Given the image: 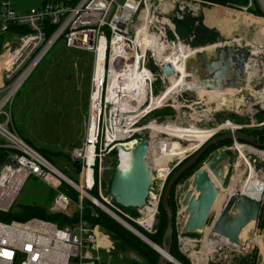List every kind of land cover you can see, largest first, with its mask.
I'll use <instances>...</instances> for the list:
<instances>
[{"label":"built area","instance_id":"2783aa9c","mask_svg":"<svg viewBox=\"0 0 264 264\" xmlns=\"http://www.w3.org/2000/svg\"><path fill=\"white\" fill-rule=\"evenodd\" d=\"M205 2L79 0L74 3L73 0H42L39 6L20 13L11 0H0V36H3L0 49V211H11L31 176L58 191L51 206L53 212L72 217L70 205L75 203L78 209L77 221L65 226L40 217L24 221L0 219V264H100V251L113 248L108 236L100 230L101 225H91L84 217L87 207L83 200L90 201L91 210L97 207L108 212L106 207L114 212L112 194L105 196L102 190L101 167L100 178L97 179L99 163L114 151H117L118 160L121 159L118 146L129 150L140 140H145L139 132L147 129L148 125L139 127L138 124L150 112L158 109L151 107L155 96L154 86L158 81L170 83V77L166 76L160 62L165 60L170 63L166 60L167 56L181 44L190 47L170 25V20L173 17L184 19L187 14L198 15ZM207 4L212 5L211 2ZM15 28H22L24 32H12ZM60 39L64 40L67 48L93 55L85 135L82 142L69 152L68 166L72 168L71 172L69 168L55 165L29 144L16 127L12 115L15 95ZM250 46L249 78L264 75L263 65L257 61V57L264 54V42ZM172 66L175 69L174 64ZM175 71L178 76V71ZM257 95H260L259 92ZM260 97L253 99L262 105ZM244 127L248 125H236L232 130ZM146 141L150 155L151 142L149 139ZM231 147L233 151L238 150L239 155L232 167L229 192L221 198L212 223L199 231L204 237H196L191 231H185L188 214L183 196L178 198L174 222L176 229L180 225L179 248L193 263L195 255L204 253V243L208 237L223 242L209 252L206 264L214 260L216 253H219V258H227L238 253L258 252L264 260V227H260L264 225V207L259 224L254 225L249 238L241 239V245L236 248H231L229 241L213 230L229 197L236 192L242 193L245 184L250 188L252 184L248 179L257 180L254 174L264 175V167L255 170L252 164L257 160L254 156L264 161V150L238 140ZM170 167L165 173L166 177L172 170ZM150 168L154 179L156 169L152 165ZM252 169L255 171L252 172ZM66 172H77L78 181L72 180ZM71 190L80 201L73 198ZM219 194L221 196V192ZM90 214L98 216V212ZM139 224L152 230L154 220L147 217ZM223 249L227 250L220 252Z\"/></svg>","mask_w":264,"mask_h":264},{"label":"rangeland","instance_id":"374dc122","mask_svg":"<svg viewBox=\"0 0 264 264\" xmlns=\"http://www.w3.org/2000/svg\"><path fill=\"white\" fill-rule=\"evenodd\" d=\"M11 1L20 13H26L32 7L39 6L42 3V0ZM207 2L203 3L202 11L196 16L187 14L184 19L173 17L170 20V25L173 28L175 27L181 39L190 44L189 48L198 49L199 47H208L206 53L211 56V52L214 47L213 45L220 43V41H238L237 43H246L249 41L252 42L254 39L257 40L258 38L260 40L258 41L259 43L264 42V16L255 11L253 0H247L244 4H237L233 7H228L239 12L247 13L249 16L247 15L246 19L247 17H249V19L247 22L240 24L236 20L235 23L232 22L237 24L236 26L240 27L238 32L233 34L237 36L232 37L231 34L228 36H231L232 38H227L225 36L226 38L223 40H220L222 38L220 37L221 35L219 32H216L214 29H210V23H214L216 18L224 19L225 14L212 11L213 14L209 15V23L207 21L206 12L209 9L211 10L213 8L212 6H215L214 8H218V10L220 9L216 6L217 4L213 5V3H211L212 5H209ZM189 20H192V22H189ZM207 30H209V32ZM170 35L172 36L173 33H170ZM8 36L10 37L11 35ZM202 39L203 41L199 43L196 42L197 40ZM256 43H254V45ZM183 48H186L185 45ZM83 56H86L85 58L90 57L88 54ZM80 57L81 53L78 50L68 49L64 45V40L60 39L52 51L44 57L35 72H33L31 77L27 79L14 97L12 106L14 122L18 130L22 133V136L33 140L36 146H45L54 150H60L62 154L64 152L66 155L69 154L73 146L82 142L84 138L85 122L89 106L91 72L86 65L81 66L80 63L83 60H81ZM180 76L181 75L178 74V77ZM169 85L170 83L163 84L158 81L156 86H154L155 96H159L165 92ZM263 89L264 85L261 87L257 86L252 89L254 93V97L252 93L250 94L252 101H255L253 98L260 96L257 94L258 92H262ZM230 92H226L222 95L220 93L212 94V92L210 93L208 91L182 92L178 96L169 99L167 103L157 107L158 109L150 112L138 124L139 127L147 125L149 127L155 122L154 124L157 128H163L164 132L169 130L172 135L159 132L156 133L155 130L152 131L148 127L147 129H143L139 132V135L143 136L145 140L149 139L151 145H157L161 151L156 152L152 150L150 153L151 157L148 158V163L156 169L154 184L150 188V197L148 198L145 207L123 208L114 203L115 208L112 209L114 210L113 213H116V215L121 217L131 226L133 225L129 221L141 226L139 223L142 222L143 219L147 217L153 218L154 227L152 230H147L141 226L143 231L145 230L143 232L133 226L148 239L150 238L147 234H156L162 224L163 215L161 213L160 206L167 183L165 173L168 171V166H171V171H173V166H176V160L179 158V154L188 148L190 149V146L194 144L193 141L189 140L190 138H196V133L200 130H204L205 132H208V134L212 131L211 136H213L216 132H227L232 130L233 126L241 124H247L248 127L244 128L250 130L262 128L264 126V111L262 113H256L250 105H247L246 103L244 104L239 96H235L234 92ZM219 94L220 96L217 97ZM164 109H168L166 114H156L157 111ZM231 110H235L236 113ZM228 120L230 122H228ZM173 133L175 135H173ZM193 151H191V153ZM233 155L235 162L236 158L238 159L239 151H234ZM247 156L249 158L248 154ZM254 158H257V160L252 163L254 169H262L264 167V161L260 160L259 157L256 156H254ZM117 164V151H114L111 156L104 158L101 163H99L97 168V179L100 178V167L103 168L102 190L105 196L111 193V180ZM229 168H232L231 165L228 166L227 172ZM196 169L198 168L196 167L195 170ZM66 173H68L72 180L78 181L77 172ZM231 173L230 169L229 175L227 173L228 178L226 184L219 187L221 197L210 213L208 219L209 223H207L208 225L215 219L221 198L229 192L228 182L231 179ZM187 178L191 180L192 177L190 178V176H188ZM185 179L186 178H183L180 182L178 181L176 194L179 195V188L180 186L183 188ZM262 188H264V182ZM57 193L58 191L55 188H52L45 182L31 176L24 184L15 205L11 209V212L15 214L22 213V215H28L45 210L48 213L57 214V212H53L51 210V206ZM71 195L76 200L78 199L73 190H71ZM78 201H80V198ZM83 203L85 207H87V211H89V213L98 212L99 215L103 212L109 215L112 219L116 220L103 209H96L97 207H94V209L91 210L90 201L88 199H84ZM69 212L71 216H75L78 213L75 203L70 205ZM116 222L126 228L119 221L116 220ZM178 226L179 227L175 230L179 244L178 228H180V225ZM260 227L263 229L264 225H260ZM252 230L253 229L250 230L247 238H249ZM104 233L108 236L114 246L115 242L111 234L107 230H105ZM193 234V236L196 237H204L203 233L199 231H194ZM211 240L212 238L209 237L205 240L204 251L207 250L206 248L210 245ZM150 241L152 240L150 239ZM226 250L227 249H223L220 252H225ZM104 251L105 250L100 251V260L102 259L101 256ZM206 255L207 253H204L203 261ZM200 261L201 260L198 262V260L194 259L195 264H200ZM194 263L192 262V264ZM210 264H264V260L261 259L258 252H252L251 254L238 253L231 257L228 256L227 258H219V253H216L214 260H211Z\"/></svg>","mask_w":264,"mask_h":264},{"label":"water","instance_id":"95a60500","mask_svg":"<svg viewBox=\"0 0 264 264\" xmlns=\"http://www.w3.org/2000/svg\"><path fill=\"white\" fill-rule=\"evenodd\" d=\"M254 1L264 16V0ZM220 43L216 46L213 45L211 56L206 53L208 49H205L197 50L192 56L187 58V75L179 84L174 95L176 96L186 91H216L222 93L232 91L236 95L243 97L245 103L250 105L256 113L263 112L264 107L259 102L252 101L250 97L251 93L254 96L253 88L264 85V75H256L249 78L248 64L252 57V47L247 43L242 45H229L225 44V41H220ZM257 61L263 65L264 69V54H260L257 57ZM160 66L168 78L176 75L172 64L165 60L160 62ZM231 111L236 113L235 110ZM219 133L217 132L203 142L197 148H200L197 153L176 170L168 180L162 197V205L167 214L168 224L163 244L159 246L161 250L155 246L157 244L152 243L146 236L139 234L119 221L160 253L158 264H169L170 262L183 264L171 254L175 222L170 199L172 190L181 176L196 165L198 159L209 147L219 146L222 142L240 140L264 146V143L260 144L258 137L250 135L241 129ZM117 150L119 153L126 152L129 155V167L126 170H122L120 168L122 161L119 158L111 180L110 192L113 199L117 205L124 208L143 207L147 203V199L150 196V188L154 184V173L147 161L148 141L140 140L129 150H125L123 146H118ZM229 161L230 156L226 151L216 152L205 161L204 166L193 173L191 180L188 179L184 182L183 204L186 206V213L188 214V219L184 226L185 231L194 232L205 228L220 192V186L214 182L212 175L218 179L221 186H224L226 184V165H228ZM63 168L68 169L69 166L64 165ZM68 171L71 172L73 170L69 168ZM263 207L264 190L256 197L236 192L225 203L214 223L213 230L225 237L229 241L231 248H236L237 245H241L240 233L243 228L251 221H254L255 226L259 224ZM110 215L114 217L112 214ZM100 230L104 232L106 228L100 226ZM120 258V264H127L125 259L145 264V259L131 250L129 254L121 253ZM103 264L113 263L108 258Z\"/></svg>","mask_w":264,"mask_h":264},{"label":"trees","instance_id":"16d2710c","mask_svg":"<svg viewBox=\"0 0 264 264\" xmlns=\"http://www.w3.org/2000/svg\"><path fill=\"white\" fill-rule=\"evenodd\" d=\"M78 1L79 0H73L74 3L78 2ZM204 1H208V2H211L213 4L226 6V7H233V6L237 5V4H244V3L247 2V0H245V1L244 0H204ZM254 5H255V11L263 16L262 12L258 9L255 1H254ZM189 22H192V20H189ZM15 31L24 32L22 30V28H19V29L15 28L14 30L12 29V32H15ZM207 31L209 32V30H207ZM201 41H203V39L202 40H197L196 42L199 43ZM2 42H3V36H0V49H1ZM79 52L81 53L80 59L83 60L80 63L81 66L86 65L87 68H89V71L92 74L93 55L91 53L85 52V51H79ZM85 54H88L90 57L85 58L86 56H83ZM62 77H63V75H62ZM167 110L168 109L159 110V111L156 112V114L157 115L158 114L159 115H164V114H166ZM260 113H262V112H260ZM248 131L251 134H253V135L261 136V141L264 143V126L260 130H258V128H257V129H251V130L248 129ZM19 132H20V130H19ZM21 135H22V133H21ZM23 138L29 144H31L33 147L38 149L43 155H45L55 165L62 166V165L70 163L69 162V154L65 155L64 152H63V154H64L63 155L60 150H54L52 148L45 147V146H41V147L36 146L33 140H30L29 138H26V137H23ZM227 143H228V141L222 142L219 146H222V145L227 144ZM217 147L218 146H212L210 150L212 151L213 149H216ZM210 150L208 152H210ZM208 152L201 158V161H203L206 158V155L208 154ZM196 167L198 168V164H196L195 166L190 168L185 174H183L179 181H181L183 178H186L187 176L192 174V172H194ZM172 173H171V175H172ZM171 175L169 176L168 180L170 179ZM168 180H167V183H168ZM167 183H166V185H167ZM173 194H174V188L172 190L170 204H171V206L173 208V212L175 213L174 204H173ZM160 209H161V213L163 215L162 224L160 225V227H159V229H158L156 234H147V236L153 242L158 244L159 246H161L163 244L164 234H165V231H166V228H167V224H168V222H167V214H166V211L163 208L162 201H161ZM11 211H9V212H1L0 211V219L1 220H5V221H12V220L24 221V220L30 219L32 217H40V218H44V219L55 221L60 226H65L67 224H73L74 222L77 221V215L72 216V217H67L63 213L51 214L50 212L48 213L45 210L38 211V213L35 212L33 214H28V215H22V213L15 214V213H12ZM35 215H38V216H35ZM30 216H32V217H30ZM84 217L86 219H88V221H89V223L91 225H96V224L103 225L106 228V230L111 234L115 244L117 245V248L120 251H127V250H128V252L130 250L131 251H135L139 256H141L142 258L145 259V264H158V258L160 256V253L157 250H155L151 245H149L147 242H145L140 237H138L136 234H134L133 232H131L127 228H124L123 226H121L118 222H116V220L112 219L109 215L101 212L98 216H92L89 213V211H85ZM129 222L133 226H135L137 229L143 231L141 226H139L138 224L133 223L131 221H129ZM175 229L176 228H174L172 247H171V254L178 261H180L183 264H192L191 260L189 258H187L180 251L179 244H178V239H177V234H176V230ZM191 233L193 234V232H191ZM125 262L127 264H139L135 260H126L125 259ZM169 264H174V263L170 262Z\"/></svg>","mask_w":264,"mask_h":264},{"label":"bare ground","instance_id":"6f19581e","mask_svg":"<svg viewBox=\"0 0 264 264\" xmlns=\"http://www.w3.org/2000/svg\"><path fill=\"white\" fill-rule=\"evenodd\" d=\"M254 2V1H253ZM143 17L145 18V13H144V15H143ZM247 21H248V19H246ZM246 21V22H247ZM146 25V21H145V24H144V26ZM187 37V36H186ZM228 41V40H227ZM238 42V41H237ZM249 43V45H250V42H248ZM247 43V44H248ZM258 43V42H257ZM259 44H261V43H259ZM258 44V45H259ZM256 45V44H255ZM184 47V45H180V46H178V47H176V49H175V51L172 53V54H170V55H168L167 56V59L166 60H168L170 63H172V64H174V66H175V70H177L178 71V73L181 75L180 77H178V76H176V75H172L171 77H170V85L168 86V88H169V90H168V88L166 89V91L165 92H163L161 95H159L158 97H155L154 96V98H153V100H152V103H151V107H153V108H156V107H160L161 105H163L164 104V102H166V101H168L169 100V98H171V97H173V95L175 94V91H176V89L178 88V86H179V84L184 80V78H185V76L187 75V70H186V68H187V64H186V61H185V58H188V57H190V56H192L197 50H195V49H191V48H183ZM197 49V48H196ZM205 49H208V47H205V48H200V49H198V50H205ZM211 50V49H210ZM161 52V51H160ZM169 58V59H168ZM181 59V60H180ZM187 60V59H186ZM250 67H249V64H248V69H249ZM252 76V72H250V77ZM208 92H212V94L213 93H220L221 95L222 94H224V93H222V92H216V91H208ZM232 92V91H231ZM230 92V93H231ZM259 94L261 95V97L259 98V100H261V103H262V105H264V89H263V91L262 92H259ZM220 96V95H219ZM235 96H238V95H236L235 94ZM240 98H241V101H243L244 102V104H245V100H244V98L243 97H241V96H239ZM220 102V101H219ZM222 102V101H221ZM225 103V102H224ZM220 104V103H219ZM223 106V105H222ZM210 107V106H209ZM220 107V106H219ZM216 108H218V107H216ZM212 109V108H211ZM221 109V108H220ZM252 109V108H251ZM253 117V116H252ZM155 123V122H154ZM154 123H152L148 128L149 129H151L152 131L153 130H155L156 131V133L157 132H159V133H165V134H169V135H172V133L168 130V129H166V130H168L167 132L165 131H163V128H157L156 127V125L154 124ZM234 127V126H233ZM209 131V130H208ZM210 132V131H209ZM212 132V131H211ZM211 132H210V134H208V132H205L204 130H200L198 133H196L197 135V137L196 138H194V137H192V138H190L189 140H191V141H193L194 142V144H192L191 146H190V149L188 148V149H186V150H184L183 152H181L180 154H179V158H177V162L178 161H180L181 159H183L184 157H186L187 156V154H189V153H191V151H193L194 149H196V148H198L203 142H205L208 138H210L211 137ZM195 133V132H194ZM217 133V132H216ZM215 133V134H216ZM213 134V133H212ZM173 135H175L174 133H173ZM190 136V135H189ZM195 136V135H194ZM188 138V137H187ZM234 141V140H233ZM247 143V142H246ZM191 144V143H190ZM253 145V144H252ZM152 150H154V151H156V152H161L160 151V149L157 147V145H155V146H153V145H151V151ZM151 151H150V153H151ZM186 153V154H185ZM151 156L150 155H148L147 156V161H148V158H150ZM128 158H129V155L126 153V152H121V161H122V165H121V169L122 170H126V169H128V167H129V164H128ZM242 163H244V162H242ZM203 165V164H202ZM150 166V165H149ZM255 170H253L252 169V172H254ZM194 173V172H193ZM254 176H255V178L257 179L256 180V182L255 181H253L252 179H248V182L250 183V184H252L251 185V187L249 188L248 186H247V184H245V185H243V187H244V189H243V192H242V194H246V195H250V196H253V197H256V196H259L260 195V193L264 190V188H262L263 187V182L264 181H262V180H264V175L263 174H254ZM212 177H213V180H214V182L218 185V186H221V184H219V181H218V179L215 177V176H213L212 175ZM51 187V186H50ZM220 193V192H219ZM219 197H220V194H218V197H217V199H216V204H217V202H218V199H219ZM215 204V205H216ZM101 206L102 207H104L103 206V204H101ZM109 213L111 212L109 209H107L106 207H104ZM96 209H98V208H96ZM110 214H112L118 221H120V222H122L123 224H125L126 226H128L129 228H131L132 230H134V231H136V232H138L139 234H140V232L137 230V229H135L133 226H131L129 223H127L126 221H124L121 217H119L118 215H116V213H110ZM209 223V222H208ZM254 228V221H251L250 223H248L247 225H246V227H244L243 228V233H242V231H241V233H240V238L241 239H243V240H246L247 239V237H248V235H249V232H250V230L251 229H253ZM142 235V234H141ZM223 242V240H216L215 238H213L212 237V240L210 241V245H211V247H210V249H207L206 251H204V253H207V255L205 256V259H204V261H203V257H204V253L202 254V255H199V256H194V259H196V260H198V262H199V260H201L200 261V264H206V263H204V262H207V256H208V254H209V252H211L212 250H214V248L219 244H221ZM153 243V242H152ZM209 245V246H210ZM159 250H161V248L159 247V245H155ZM208 246V247H209ZM173 261H175V259H173ZM172 263V262H171Z\"/></svg>","mask_w":264,"mask_h":264},{"label":"flooded vegetation","instance_id":"af4514ba","mask_svg":"<svg viewBox=\"0 0 264 264\" xmlns=\"http://www.w3.org/2000/svg\"><path fill=\"white\" fill-rule=\"evenodd\" d=\"M228 122H230L229 120H228ZM227 123V122H226ZM260 129H262V128H258V130H260ZM241 130H243V131H245V132H247L248 134H250V135H253V134H251L249 131H248V129H246V128H242ZM222 133H224V132H220L219 134H222ZM253 136H255V137H258L259 138V142H260V144L261 143H263L262 141H261V136H259V135H253ZM235 141V140H234ZM234 141L233 140H228V143L227 144H224V145H222V146H218L216 149H213L212 151L210 150L211 149V147H209L208 148V150L207 151H205L204 152V154L198 159V161H197V163L196 164H198V168H200V167H202V166H204V164H205V161H207L211 156H212V154H214V153H216V152H219V151H226L228 154H229V156H230V161H229V163H228V165H226V182H227V178H228V175H229V171H230V169H231V172H232V168H229V170H228V172H227V168H228V166L229 165H231V167H233V164H234V159H233V157H234V151L231 149L232 147V145H233V143H234ZM238 141H240V140H238ZM240 142H243V141H240ZM244 143H246V142H244ZM221 144V143H220ZM250 144V143H249ZM253 146H255V147H258L259 149H264V146H259V145H256V144H253ZM200 149V148H199ZM199 149H197L196 148V150H194L192 153H189L182 161H179L178 162V164L176 165V166H173V171H171L170 172V174L168 175V177H167V180H168V178H169V176L171 175V173L173 172H175L176 170H178L186 161H188L193 155H195L196 153H197V151L199 150ZM210 150V152H208ZM208 152V154L206 155V158L203 160V161H201V158L206 154ZM203 164V165H202ZM189 170V169H188ZM187 170V171H188ZM186 171V172H187ZM196 171V170H195ZM185 172V173H186ZM172 173V174H173ZM184 173V174H185ZM227 173H228V175H227ZM190 176V178L192 177V174H190L189 175ZM188 177V176H187ZM186 177V179H185V181L186 180H188V178ZM192 179V178H191ZM183 180V179H182ZM180 182V181H179ZM178 184V183H177ZM177 184L174 186V194H173V204H174V209H175V212H176V210H177V207H178V204H179V202H178V198L180 199L181 198V196H183V194L182 193H184L185 194V191H184V189L183 188H181V192L179 193V195H177L176 194V187H177ZM221 197V196H220ZM219 197V198H220ZM177 199V200H176ZM219 200V199H218ZM174 215H175V213H174ZM121 253H125V254H129V252H128V250L127 251H120L118 248H117V245L114 243V246H113V248H111L109 251H107V250H105L104 252H103V254H102V259H101V261H100V264H103V262H105L108 258H110V261H111V263H113V264H120V261H121Z\"/></svg>","mask_w":264,"mask_h":264},{"label":"crops","instance_id":"0c3cea01","mask_svg":"<svg viewBox=\"0 0 264 264\" xmlns=\"http://www.w3.org/2000/svg\"><path fill=\"white\" fill-rule=\"evenodd\" d=\"M214 5V4H213ZM217 7H219L220 10H218V8H214L215 6H212L213 8L210 10H208L206 13H207V21L209 22V15L213 14V12H218V13H222V14H225V18L222 19V18H216V20L214 21V23H210V29H214L216 32H219L220 33V37H222V40L225 39L226 37H235L237 35H233V34H236L239 30V26H236L237 24H234L235 23V20L240 24V23H245L247 20L246 19V16L248 15L247 13H243V12H239L237 10H234L232 8H228V7H225V6H221V5H216ZM213 11V12H212ZM249 16V15H248ZM247 19H249V17H247ZM234 22V23H232ZM232 34V35H231ZM223 35V36H222ZM228 35H231V36H228ZM226 36V37H225ZM231 37V38H232ZM221 40V39H220ZM260 41L258 38L257 40L254 39L252 42H250V44H253ZM254 42V43H253ZM248 43V42H246ZM259 43V42H258ZM218 44V43H217ZM215 44V46L217 45ZM221 44V43H219ZM225 44H229V45H236V44H239V45H242V44H245L244 42H225ZM249 44V43H248ZM257 44V43H256ZM200 48H204V47H199L198 49ZM68 49H71V48H68ZM71 50H76V49H71ZM78 51H81V50H78ZM43 61V60H42ZM40 65V64H39ZM92 66H93V63H92ZM37 69V68H36ZM35 72V71H34ZM31 77V76H30ZM220 95V94H219ZM217 95V97L219 96ZM14 120V119H13ZM15 123V122H14ZM16 125V124H15ZM17 127V126H16ZM65 165H68V164H65ZM64 165H62L63 167Z\"/></svg>","mask_w":264,"mask_h":264}]
</instances>
